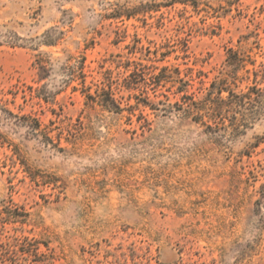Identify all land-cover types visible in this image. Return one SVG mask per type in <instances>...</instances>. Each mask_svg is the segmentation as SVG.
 <instances>
[{
    "label": "rangeland",
    "instance_id": "1",
    "mask_svg": "<svg viewBox=\"0 0 264 264\" xmlns=\"http://www.w3.org/2000/svg\"><path fill=\"white\" fill-rule=\"evenodd\" d=\"M0 264H264V0H0Z\"/></svg>",
    "mask_w": 264,
    "mask_h": 264
},
{
    "label": "trees",
    "instance_id": "2",
    "mask_svg": "<svg viewBox=\"0 0 264 264\" xmlns=\"http://www.w3.org/2000/svg\"><path fill=\"white\" fill-rule=\"evenodd\" d=\"M131 16L133 15H125L126 18H131ZM119 18V17H117ZM242 65L240 63V61H238V63H236V66L233 65L231 67V65L228 66V68H232V69H238L240 68ZM234 70L228 72V74H225L224 77H222L220 79V81L218 82V86L215 87V84H212L210 86V90H208V92L197 102H194L192 100L189 99V102L185 103L186 105V110L188 113L193 111V118H195L196 122H202L203 118L206 117L208 120H216V119H223L226 118L225 116H227L226 110L229 107V101L232 99V97L234 96V93L232 92V90L230 89L229 86V77L230 74H233ZM235 84V83H233ZM249 91L246 94H243L240 96L239 100H238V107L242 108L244 107V100L246 99L247 95H249L252 91L256 90L257 92H260L262 89H259L256 87V85H254L253 87H249L248 89ZM104 93L102 95H98V103L99 105L104 108L105 110L109 111V112H118L120 110V107L117 103V101L112 97V93H110V91H103ZM177 92L179 94L183 93L184 95H181V99H186V95L187 91H183L182 89H178ZM223 92L227 93V97L226 98H222L221 95ZM85 94V93H84ZM259 95H257L258 97ZM85 98L87 99V101L91 100L93 101V97L90 95H85ZM234 118V117H233Z\"/></svg>",
    "mask_w": 264,
    "mask_h": 264
}]
</instances>
